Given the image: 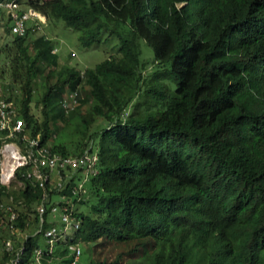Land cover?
<instances>
[{
    "label": "trees",
    "instance_id": "obj_1",
    "mask_svg": "<svg viewBox=\"0 0 264 264\" xmlns=\"http://www.w3.org/2000/svg\"><path fill=\"white\" fill-rule=\"evenodd\" d=\"M14 1L79 30L85 47L103 33L119 47L94 68L61 69L53 39L35 35L39 20L20 35L9 18L3 93L28 136L52 155L96 156L43 168L44 187L27 167L23 188L0 184V201L20 213L19 232L0 227L24 247L20 264L65 206L80 225L57 241L51 264L73 261L69 245L88 264H264V0ZM87 202L90 213L77 210ZM30 214L38 227L26 234Z\"/></svg>",
    "mask_w": 264,
    "mask_h": 264
},
{
    "label": "built area",
    "instance_id": "obj_2",
    "mask_svg": "<svg viewBox=\"0 0 264 264\" xmlns=\"http://www.w3.org/2000/svg\"><path fill=\"white\" fill-rule=\"evenodd\" d=\"M0 11H6L8 17L12 19V31L15 34L23 35L27 31L26 22L31 18L44 20V16L36 9L29 8L25 12H21L18 2L14 0L1 1ZM3 85L1 83L0 75V184L4 186H10L14 179L19 182L17 176V170L22 167H32V170L26 171L23 176L35 177L40 181L41 186L44 187V182L49 181V176L42 171L43 168H51V170L58 167H65L67 165L79 166L81 164L89 163V165L95 164L96 157H92L89 151H86L79 157H65L52 155L49 147L42 145L40 137L28 136L26 130V123L23 118L20 117L19 109L13 99H7L3 93ZM14 139L17 142H11ZM16 182V183H17ZM81 188V187H80ZM79 191V190H78ZM63 198H67L63 196ZM41 217L44 213V207H39ZM53 211H57L54 207ZM63 214V221L67 226L70 223H75L72 216L69 215L70 208L67 206L61 210ZM20 213L16 210L15 206L8 202L0 201V227H7L8 230L16 234L19 229L15 226V222L19 219ZM65 227V226H64ZM45 237L48 239L49 247L44 250L40 247L34 250V255L30 264H51V256L54 254L55 245L57 240L60 239L59 233L56 227L47 229ZM69 249L72 251L73 261L70 264H76L82 253L81 248L75 245H69ZM5 251L10 254H16L15 258H12L6 264H20L23 259L24 247L17 250L12 238L5 241ZM47 257L50 259L45 260Z\"/></svg>",
    "mask_w": 264,
    "mask_h": 264
},
{
    "label": "rangeland",
    "instance_id": "obj_3",
    "mask_svg": "<svg viewBox=\"0 0 264 264\" xmlns=\"http://www.w3.org/2000/svg\"><path fill=\"white\" fill-rule=\"evenodd\" d=\"M24 2L27 5L33 6L37 4L38 0H24ZM25 8H27V6ZM9 25H10V21H9V17L6 11L0 12V48H1L0 49L1 50L0 70H2V68L7 69L6 75L2 76L3 85L8 84L10 81L9 75H8V68L10 65L9 63L10 60L8 59L6 60V55L8 54H6L5 52L2 53L3 50L5 51L4 45L11 44L10 42H11L12 37L11 35H8V31H7V28L9 27ZM35 35L36 36L46 35L47 37L53 39L54 44H55V50L53 51V53L59 56V64H60L59 68L61 69L63 67L74 66V67L79 68L81 71H85L88 68H94L97 64H99L106 58L110 57L111 55H116L119 50L117 38L109 37L108 33H103L99 41L95 45L91 47L83 46L79 40L80 31L68 27L64 23L63 20L56 21V20L51 19L47 21L46 24L43 23L42 28L37 30ZM2 47L4 48L2 49ZM11 50L13 51L15 50V48L11 47ZM143 50H144V56H146L149 53L153 55V51L151 50L150 47L143 46ZM32 53H33V49H32ZM15 93L17 94L20 92L16 91ZM52 108L53 107H51V110H53ZM33 110L38 115V111L36 110L34 106H33ZM56 175L58 176L57 178H54V175L52 176V178H54V183L56 182L57 185H59V183L62 181V177L59 176L58 173H56ZM16 182L17 181H15L14 179V181L11 184H8L10 185L9 187L13 189L23 188L22 183H18V182L16 183ZM80 187H79V190H80ZM83 191L85 195L87 196V198L91 197L89 196L90 194H89L88 189L83 190ZM59 199H60L59 195L55 197V201ZM90 207H91L90 202H87L84 205L77 204V210L81 209L85 213H90ZM71 211L72 209H70L69 215L73 216ZM54 214L56 216H54ZM62 217H63V214H61L60 210L53 211V215L51 214L47 216L48 223L53 222L55 224L53 225V227L56 226L60 229L59 237L61 238L57 240L59 241V243H63L67 241L66 235L71 238L74 235L73 230L79 227V225H75L73 223H70L69 226H67L66 222L63 221ZM29 221H30V227L27 230V232H25L26 234L33 233L34 231L36 232L37 227H38L37 222H35V215L30 214ZM63 222L65 223L64 228H63V225H64ZM75 223H78V222H75ZM68 232L69 234H67ZM1 233L2 232H0V264H6L7 262H9V261H5V258L3 257L4 251H5L4 242L6 241V238L1 237L2 236ZM9 238L7 240H9ZM25 238L26 237H23V239ZM35 243H37L40 246V248L44 250H46L49 247L48 239L44 237L43 234L35 238ZM88 263H89L88 255L86 254L84 250L83 253H81L80 259L76 264H88Z\"/></svg>",
    "mask_w": 264,
    "mask_h": 264
},
{
    "label": "clouds",
    "instance_id": "obj_4",
    "mask_svg": "<svg viewBox=\"0 0 264 264\" xmlns=\"http://www.w3.org/2000/svg\"><path fill=\"white\" fill-rule=\"evenodd\" d=\"M44 2H49V1H52V0H43ZM38 11V10H37ZM38 12H40V11H38ZM41 13V12H40ZM42 14V13H41ZM43 15V14H42ZM44 16V15H43ZM44 20L42 21V20H40V19H37V20H39L40 21V23L41 24H43V23H45L46 24V22H47V20H46V16H44ZM41 26V25H40ZM0 75H1V70H0ZM1 83H2V75H1ZM2 85H3V83H2ZM19 109V108H18ZM19 114H20V111H19ZM20 117L22 118V116L20 115ZM41 140V139H40ZM11 142H17L16 140H14V139H12L11 140ZM41 144L42 145H44L43 144V142H42V140H41ZM27 168H29V169H27V171H30L31 169H32V167H29V166H26ZM23 168V167H22ZM17 172H18V170H17ZM18 176V175H17ZM18 180H19V178H18ZM19 182H21L22 184H23V182L21 181V180H19ZM8 187V186H7ZM23 187H24V184H23Z\"/></svg>",
    "mask_w": 264,
    "mask_h": 264
}]
</instances>
